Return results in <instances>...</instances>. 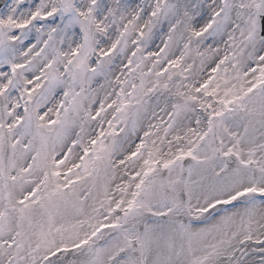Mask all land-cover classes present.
I'll use <instances>...</instances> for the list:
<instances>
[{"label":"snow or ice","instance_id":"6c2138e0","mask_svg":"<svg viewBox=\"0 0 264 264\" xmlns=\"http://www.w3.org/2000/svg\"><path fill=\"white\" fill-rule=\"evenodd\" d=\"M0 264H264V0H0Z\"/></svg>","mask_w":264,"mask_h":264}]
</instances>
